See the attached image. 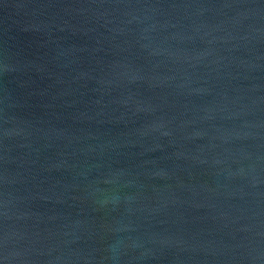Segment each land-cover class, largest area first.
Here are the masks:
<instances>
[{
  "label": "water",
  "instance_id": "95a60500",
  "mask_svg": "<svg viewBox=\"0 0 264 264\" xmlns=\"http://www.w3.org/2000/svg\"><path fill=\"white\" fill-rule=\"evenodd\" d=\"M0 264H264V0H0Z\"/></svg>",
  "mask_w": 264,
  "mask_h": 264
}]
</instances>
